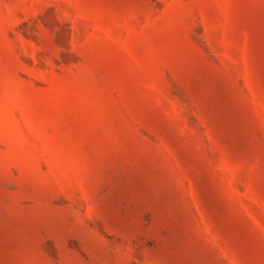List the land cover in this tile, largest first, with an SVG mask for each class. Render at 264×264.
Listing matches in <instances>:
<instances>
[{
	"label": "rangeland",
	"instance_id": "obj_1",
	"mask_svg": "<svg viewBox=\"0 0 264 264\" xmlns=\"http://www.w3.org/2000/svg\"><path fill=\"white\" fill-rule=\"evenodd\" d=\"M0 264H264V0H0Z\"/></svg>",
	"mask_w": 264,
	"mask_h": 264
}]
</instances>
